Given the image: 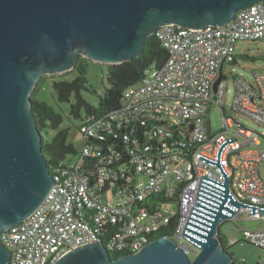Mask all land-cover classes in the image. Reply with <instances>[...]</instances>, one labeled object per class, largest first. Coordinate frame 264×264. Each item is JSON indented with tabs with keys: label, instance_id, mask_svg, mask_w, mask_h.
<instances>
[{
	"label": "built area",
	"instance_id": "built-area-1",
	"mask_svg": "<svg viewBox=\"0 0 264 264\" xmlns=\"http://www.w3.org/2000/svg\"><path fill=\"white\" fill-rule=\"evenodd\" d=\"M153 35L167 50L165 63L128 87L116 110L82 117L78 157L56 168L55 182L36 210L0 234L11 251L9 264H53L94 242H103L111 255H123L159 236L173 238L193 260L201 248L183 235L202 178L225 182L216 165L199 158L216 161L224 141L230 142L221 154L229 193L240 204L264 207L261 134L231 118L224 104L225 65L235 61L237 42L264 41V1L238 11L223 26L165 24ZM256 80L254 85L235 78L231 109L264 127V78ZM214 104L224 118L215 133L209 115ZM170 203L176 207H167ZM259 212L249 216L251 209L238 207L222 223L246 214L264 219ZM222 223L219 235L227 248ZM237 242L264 249V228L247 231Z\"/></svg>",
	"mask_w": 264,
	"mask_h": 264
},
{
	"label": "water",
	"instance_id": "water-1",
	"mask_svg": "<svg viewBox=\"0 0 264 264\" xmlns=\"http://www.w3.org/2000/svg\"><path fill=\"white\" fill-rule=\"evenodd\" d=\"M264 0H0V234L26 219L45 200L55 182L42 151L43 135L33 112L31 93L46 74L73 70L80 56L109 65L142 54L146 38L162 25L198 29L223 26L238 11ZM223 79L216 81L215 89ZM235 139L231 138V142ZM203 177L183 237L201 248L192 260L169 236H159L140 250L113 259L103 242L88 243L53 264H238L219 240L220 224L238 207L229 178ZM11 251L0 238V264Z\"/></svg>",
	"mask_w": 264,
	"mask_h": 264
},
{
	"label": "rangeland",
	"instance_id": "rangeland-1",
	"mask_svg": "<svg viewBox=\"0 0 264 264\" xmlns=\"http://www.w3.org/2000/svg\"><path fill=\"white\" fill-rule=\"evenodd\" d=\"M236 63H227L225 65L227 92L225 94L224 104L227 114L237 122L242 123L244 126L256 130L261 134L260 148L264 150V127L258 124L257 121L250 117H246L231 109L232 98L235 91V78L243 77L248 82L257 85V76L264 78V41L262 40H246L240 41L236 44ZM243 55H248L250 58H245ZM108 65L104 63H97L90 61L87 73L88 90H83L82 95L85 100L93 105H98L99 97L97 94L102 93L109 86L107 82ZM73 70L62 74H46L44 75V82L40 89L36 88L31 93V96L38 101H45L51 105L57 112L63 116V123L60 127L53 129L48 127L42 131V135L46 140H51L60 130L69 128L68 141L74 145L77 153L70 154L66 157L67 162L74 161L80 154L83 148V137L79 130L82 123L81 118H76L71 115V103L74 102V95L71 102H59L57 93L54 88L55 80H72L76 77ZM85 112H82V116ZM210 120L212 123L213 132L220 131L224 126V118L222 109L219 105L214 104L210 111ZM236 126L234 127V129ZM261 174L264 176V164L261 169ZM169 208L176 207L175 203L167 205ZM264 228V219L249 218L248 215H243L238 221L227 220L221 225V230L228 238L227 249L233 254L235 258H245L246 264H259L260 261L264 262V249L254 246L248 242L241 244L240 241L247 231ZM230 239L236 242H231ZM194 258L193 255H191Z\"/></svg>",
	"mask_w": 264,
	"mask_h": 264
},
{
	"label": "trees",
	"instance_id": "trees-1",
	"mask_svg": "<svg viewBox=\"0 0 264 264\" xmlns=\"http://www.w3.org/2000/svg\"><path fill=\"white\" fill-rule=\"evenodd\" d=\"M250 58L248 55H243ZM168 57L167 50L155 35L146 38L145 47L140 56L131 61H125L120 64L108 66L107 82L108 87L104 92L97 94L99 97L98 105H93L84 99L83 90H88L87 73L89 62L87 58L80 56L73 72L77 75L74 79L55 80L54 88L59 102H71L74 95V102L71 103V115L82 119V112L86 115L103 116L109 111L116 110L121 106L124 91L141 81L149 69L161 67ZM237 62V56L233 63ZM44 82V77L39 80L36 90L40 89ZM32 97V96H31ZM33 99V112L37 118V126L42 131L48 127L56 129L60 127L64 119L61 113L57 112L51 105L45 101ZM80 130V127H79ZM69 128L60 130L51 140L43 137L42 151L49 165V169L54 173L56 168L66 162V157L77 153L74 145L68 141ZM168 234V233H165ZM219 240L226 245L224 235H219ZM228 250V249H227ZM234 261L238 264H246L245 261H239L231 254ZM121 254H112L113 259Z\"/></svg>",
	"mask_w": 264,
	"mask_h": 264
},
{
	"label": "crops",
	"instance_id": "crops-1",
	"mask_svg": "<svg viewBox=\"0 0 264 264\" xmlns=\"http://www.w3.org/2000/svg\"><path fill=\"white\" fill-rule=\"evenodd\" d=\"M263 164H264V162L262 163V165H261V169H262V166H263ZM262 171V170H261ZM262 175V174H261ZM262 177L264 178V176L262 175Z\"/></svg>",
	"mask_w": 264,
	"mask_h": 264
}]
</instances>
